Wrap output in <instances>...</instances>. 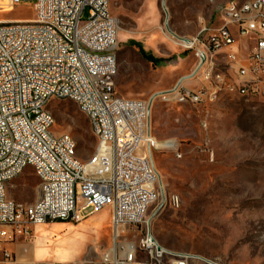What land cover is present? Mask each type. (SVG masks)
Instances as JSON below:
<instances>
[{
    "label": "built area",
    "instance_id": "built-area-1",
    "mask_svg": "<svg viewBox=\"0 0 264 264\" xmlns=\"http://www.w3.org/2000/svg\"><path fill=\"white\" fill-rule=\"evenodd\" d=\"M34 11L33 20L0 21V264H94L19 262L6 246L32 240L36 227L79 224L106 208L118 244L100 264H136L138 251L154 263L171 257L172 264H187L189 256L150 239L146 218L162 193L152 156L151 104L116 92L119 23L110 0H36ZM198 37L185 47L201 46L191 77L202 73L209 87L189 90L181 80L161 93L165 101L202 105L224 89L264 101V0L228 3L221 26L209 33L204 28ZM239 39L247 40L245 52ZM219 55L227 60L226 72L213 62ZM48 98L73 101L89 119L98 147L88 161L75 157L69 135L52 134ZM102 147L111 152L103 155ZM28 168L39 180V197L31 205L15 203L7 198V185ZM144 229L138 244L121 241Z\"/></svg>",
    "mask_w": 264,
    "mask_h": 264
},
{
    "label": "rangeland",
    "instance_id": "rangeland-1",
    "mask_svg": "<svg viewBox=\"0 0 264 264\" xmlns=\"http://www.w3.org/2000/svg\"><path fill=\"white\" fill-rule=\"evenodd\" d=\"M222 1L110 0L119 23L113 50L118 64L116 92L144 101L159 94L151 104L150 132L162 193L146 218L157 242L189 256L187 264H264V101L225 90L202 105L168 102L161 95L192 76L201 48L198 44L186 49L171 36L201 39L202 29L208 33L218 29ZM35 2L0 0V21L33 20ZM87 18L88 10L83 21ZM142 51L158 63L147 61ZM223 59L219 55L213 62L226 72ZM183 87L197 90L209 84L200 73ZM47 110L55 119L52 134L69 135L76 143L75 157L88 161L98 140L87 116L71 100H53ZM100 151L106 155L111 149ZM76 192L80 195L78 188ZM6 194L15 203L31 205L39 197V180L28 168L7 185ZM111 216L106 208L79 224L58 221L33 229L39 262L100 264L118 244ZM144 232L125 234L121 241L138 244ZM173 261L166 257L154 263L138 251L135 263Z\"/></svg>",
    "mask_w": 264,
    "mask_h": 264
},
{
    "label": "crops",
    "instance_id": "crops-1",
    "mask_svg": "<svg viewBox=\"0 0 264 264\" xmlns=\"http://www.w3.org/2000/svg\"><path fill=\"white\" fill-rule=\"evenodd\" d=\"M232 1H234V2H242V1H245V0H223L222 4H221L222 12H223L224 8L226 7V5L228 3H230V2H232ZM221 20H222V13H221ZM19 21H21V20L5 21V22H19ZM246 43H247V40L239 39L240 50L242 52H245V50H246L245 49L246 48ZM223 60L225 61V64H224V67H225L227 65V60L226 59H223ZM114 64H116L115 56H114ZM191 80H192V78H188V79L182 80L181 86L183 87V84H185L186 82H190ZM183 88H185V87H183ZM185 89H187V88H185ZM43 226L36 227L35 229H37L39 231V230H41V228ZM33 241L34 240L28 241V240H25L23 238H18L14 242L7 244L6 247H7V249L10 252H12L14 254L15 258L19 262H39L41 257L39 256L40 254L38 255V253L36 252V249L34 247ZM31 247H33V251L32 252H31ZM85 261H88V260H84L83 262H85Z\"/></svg>",
    "mask_w": 264,
    "mask_h": 264
},
{
    "label": "bare ground",
    "instance_id": "bare-ground-1",
    "mask_svg": "<svg viewBox=\"0 0 264 264\" xmlns=\"http://www.w3.org/2000/svg\"><path fill=\"white\" fill-rule=\"evenodd\" d=\"M167 33V32H166ZM168 34V33H167ZM171 38L173 39V40H175L176 42H178V43H180V44H182L184 47H186V46H189V47H191V44H193V42H194V39H181V38H176V37H173V36H171ZM188 78H192V77H187L186 79H188ZM227 93L229 92V93H235L236 94V89H224ZM165 97V96H164ZM256 98H258V97H254V96H247V99H256ZM53 100H59V99H55V98H48V100H47V105L51 102V101H53ZM79 109H80V111L83 113V111L81 110V107H79ZM84 114V113H83ZM148 223L150 224V220H148ZM150 233V232H149ZM150 239H155L153 236H152V234L150 233ZM155 243H156V245H158V246H161L158 242H157V240L155 239Z\"/></svg>",
    "mask_w": 264,
    "mask_h": 264
},
{
    "label": "trees",
    "instance_id": "trees-1",
    "mask_svg": "<svg viewBox=\"0 0 264 264\" xmlns=\"http://www.w3.org/2000/svg\"><path fill=\"white\" fill-rule=\"evenodd\" d=\"M142 54H143V56L145 57V59H146L147 61L152 62V63H158L156 60L153 59L152 56L147 55L144 51H142Z\"/></svg>",
    "mask_w": 264,
    "mask_h": 264
},
{
    "label": "water",
    "instance_id": "water-1",
    "mask_svg": "<svg viewBox=\"0 0 264 264\" xmlns=\"http://www.w3.org/2000/svg\"><path fill=\"white\" fill-rule=\"evenodd\" d=\"M165 1V0H164ZM164 3V2H163ZM159 94H156V95H154L151 99H150V104H152V101H153V99L156 97V96H158Z\"/></svg>",
    "mask_w": 264,
    "mask_h": 264
}]
</instances>
